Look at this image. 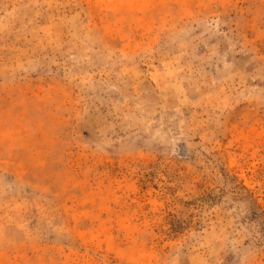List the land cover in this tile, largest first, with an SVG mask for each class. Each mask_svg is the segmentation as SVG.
<instances>
[{
    "label": "rangeland",
    "instance_id": "obj_1",
    "mask_svg": "<svg viewBox=\"0 0 264 264\" xmlns=\"http://www.w3.org/2000/svg\"><path fill=\"white\" fill-rule=\"evenodd\" d=\"M0 264H264V0H0Z\"/></svg>",
    "mask_w": 264,
    "mask_h": 264
}]
</instances>
